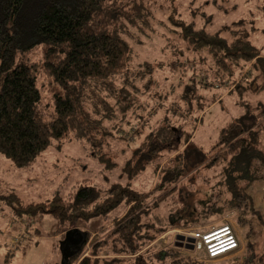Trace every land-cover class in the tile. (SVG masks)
Listing matches in <instances>:
<instances>
[{"label": "trees", "instance_id": "16d2710c", "mask_svg": "<svg viewBox=\"0 0 264 264\" xmlns=\"http://www.w3.org/2000/svg\"><path fill=\"white\" fill-rule=\"evenodd\" d=\"M117 3L0 0V154L14 166L28 168L51 145L80 138L88 142L91 154L106 167L114 165L104 151L108 132L101 128L102 121L112 118L115 109L124 115L141 106L139 96L144 91L136 83L154 69L150 62L142 64L141 70L130 69L133 36L127 25H121L120 33L118 21L122 16L129 27L135 28L138 23L133 17L146 14H115ZM131 4L136 10L142 7L138 0ZM260 10L264 13V0ZM175 23L194 49L208 51L215 66V80L224 83L231 78L233 91L264 89V54L251 43L242 23L232 30L231 40L219 32L195 29L193 22ZM249 65L251 76L242 85L235 79V72ZM150 83L147 79L143 85L148 87ZM194 88L193 82L186 84L184 96L190 98ZM176 130L173 124L163 122L145 135L123 167L129 180L142 172L140 159L144 155L160 152L153 143L169 144ZM133 133L141 132L135 129ZM183 135L177 149L166 151L169 153L164 164H153L159 177L152 190L140 191L129 184L101 189L85 179L66 197L56 191L51 199L38 203H24L13 194L2 199L18 217L50 214L63 226L105 216L121 205L127 208L123 216L100 228V237L92 243L88 255H83L90 238L86 232V242L66 264H204L182 253L176 244L157 247L155 241L176 226H202V218L210 214L224 218L234 213L238 225L246 224L247 214L259 217L241 184L264 179V175L251 172L256 170L252 166L255 157L264 170V154L259 149L264 145V106L248 107L240 118L225 123L207 151L196 144L188 145L191 135ZM189 171L195 172L196 179L202 175L205 181L210 175L227 177L226 188L231 195L222 198L221 189L209 186L205 192L208 198L194 202L190 214H181L183 210L176 211V206L163 216L162 204L180 191V182ZM246 172L248 176H244ZM240 179L243 182L238 183ZM220 201L227 208L219 205ZM228 264H264V246L257 251L256 243L247 241L241 259Z\"/></svg>", "mask_w": 264, "mask_h": 264}, {"label": "rangeland", "instance_id": "374dc122", "mask_svg": "<svg viewBox=\"0 0 264 264\" xmlns=\"http://www.w3.org/2000/svg\"><path fill=\"white\" fill-rule=\"evenodd\" d=\"M130 1L117 0L115 14L146 15L133 17L138 23L135 28L129 27L122 16L118 21L119 32L122 33L121 25H127L126 29L133 36L130 39L132 58L129 67L131 70H141L142 64L150 62L154 69L136 83L144 91L139 96L141 106L124 115L115 109L112 118H104L102 121L101 128L108 132L104 137V151L114 165L108 168L105 162L93 156L84 138L73 139L58 146L51 145L28 168H18L0 154V204L5 214L12 211V206L6 204L2 196L13 194L24 203L43 202L51 199L56 191L61 197H66L78 182L85 179L101 189L113 184H129L140 191L152 190L159 177L154 172L153 164L161 161V165L164 164L169 153L166 151L169 148L177 149L184 139L183 133L191 135L188 145L196 144L207 151L217 140L218 131L225 123L240 118L248 107L264 106V89L233 91L231 78H227L224 83L215 80V66L208 51L194 49L189 39L181 36L182 30L175 23L193 22L195 29H203L211 34L219 32L228 40L232 39V30L240 28L238 24L242 23L249 33L251 43L264 54V13L260 10L262 0H138L142 7L137 10L131 8L133 4ZM126 3L129 5L125 6ZM250 76L249 65L235 72L234 77L237 82L246 85L248 80L245 78ZM147 79L151 83L145 87L143 83ZM192 82L194 91L190 98L185 97V85ZM163 122L171 123L179 129L175 131V138L166 145L154 142L153 145L158 146L160 152L157 155H144L140 159V164L144 165L142 172L129 180L123 173L126 161L133 156L134 149L145 135ZM135 129L141 133L136 135L133 133ZM259 149L264 154L263 144ZM148 159L153 162L148 164ZM257 159L255 157L252 162L256 170L251 172L264 175L263 164H258ZM206 172L202 174L206 175ZM214 176L210 175L206 179L208 181H205L202 175L196 179L195 172L189 171L180 182V191L162 202L160 213L168 216L169 209L177 206L176 211L182 209L181 214H190L194 202L208 198L205 192L209 186L210 189H221V197H227V177ZM241 182L242 179L238 180V183ZM241 186L251 196L259 217L247 214L246 224L238 225L234 213H228L224 218L210 214L208 218H202V226H176L163 233L155 241L157 247L176 244L182 253L190 254L204 261V264H228L241 259L247 241L255 242L259 251L264 246V179L244 182ZM12 203L15 207L16 201ZM219 205L227 208L222 201ZM125 210L127 208L121 205L105 216L87 221L78 220L64 226L50 214L23 215L25 222L17 226L12 222L10 224L7 219V223L1 220L0 264H61L60 243L66 232L73 228L90 233L87 251L83 254L88 255L92 243L100 237V228L109 226L114 218L123 216ZM226 224L235 230L240 246L236 252L220 260L207 259L203 252L182 244L179 238L195 228L207 231ZM69 247L73 246L69 244Z\"/></svg>", "mask_w": 264, "mask_h": 264}, {"label": "built area", "instance_id": "2783aa9c", "mask_svg": "<svg viewBox=\"0 0 264 264\" xmlns=\"http://www.w3.org/2000/svg\"><path fill=\"white\" fill-rule=\"evenodd\" d=\"M182 244L203 252L210 260H219L239 249V239L235 230L228 224L210 230L194 229L179 236Z\"/></svg>", "mask_w": 264, "mask_h": 264}, {"label": "water", "instance_id": "95a60500", "mask_svg": "<svg viewBox=\"0 0 264 264\" xmlns=\"http://www.w3.org/2000/svg\"><path fill=\"white\" fill-rule=\"evenodd\" d=\"M85 240V232L76 228L69 229L66 232L63 241L60 243L61 264H66L68 259L80 250V247L85 242ZM69 244H71L73 247L70 248ZM189 248L192 247L189 246Z\"/></svg>", "mask_w": 264, "mask_h": 264}, {"label": "crops", "instance_id": "0c3cea01", "mask_svg": "<svg viewBox=\"0 0 264 264\" xmlns=\"http://www.w3.org/2000/svg\"><path fill=\"white\" fill-rule=\"evenodd\" d=\"M4 209L2 208V206H1V204H0V221L1 220H4L6 223H7V221H9L10 222V224H11V222L13 223V224H16V226L17 225H20L21 223H23V222H25L24 220H23V216L22 217H18L17 215H15L12 211H10V213L8 212V213H4V211H3ZM5 215V216H4ZM6 217V218H5ZM5 219H7V221L5 220ZM20 220H22L21 222H20ZM4 225H5V223H4ZM6 226V225H5ZM2 231V229H1V223H0V232Z\"/></svg>", "mask_w": 264, "mask_h": 264}]
</instances>
